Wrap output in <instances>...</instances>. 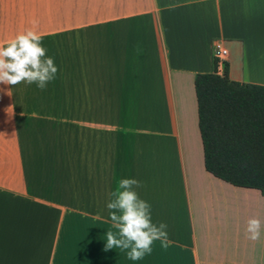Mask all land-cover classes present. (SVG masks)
Segmentation results:
<instances>
[{
    "label": "crops",
    "instance_id": "obj_1",
    "mask_svg": "<svg viewBox=\"0 0 264 264\" xmlns=\"http://www.w3.org/2000/svg\"><path fill=\"white\" fill-rule=\"evenodd\" d=\"M25 30L57 73L0 83V264H264V196L205 171L193 84L220 40L264 86V0H0V44ZM120 177L167 226L135 261L104 250Z\"/></svg>",
    "mask_w": 264,
    "mask_h": 264
},
{
    "label": "trees",
    "instance_id": "obj_2",
    "mask_svg": "<svg viewBox=\"0 0 264 264\" xmlns=\"http://www.w3.org/2000/svg\"><path fill=\"white\" fill-rule=\"evenodd\" d=\"M214 64L194 77L197 124L207 173L264 196V86L231 81Z\"/></svg>",
    "mask_w": 264,
    "mask_h": 264
},
{
    "label": "clouds",
    "instance_id": "obj_3",
    "mask_svg": "<svg viewBox=\"0 0 264 264\" xmlns=\"http://www.w3.org/2000/svg\"><path fill=\"white\" fill-rule=\"evenodd\" d=\"M46 51L41 44V36L32 30L20 32L0 44V83L16 85L23 81L43 90L57 73L54 60L45 54ZM138 186L139 181L135 178H117L105 204L108 220L118 229V234L106 233L104 250L113 247L127 249V256L133 261L150 252L154 240L167 236L166 224L152 222L151 206L137 195L135 188ZM245 231L249 239H257L260 221L249 219Z\"/></svg>",
    "mask_w": 264,
    "mask_h": 264
},
{
    "label": "built area",
    "instance_id": "obj_4",
    "mask_svg": "<svg viewBox=\"0 0 264 264\" xmlns=\"http://www.w3.org/2000/svg\"><path fill=\"white\" fill-rule=\"evenodd\" d=\"M212 59L215 74L221 76L223 74L224 66L229 60V51L223 41L217 40L213 43Z\"/></svg>",
    "mask_w": 264,
    "mask_h": 264
}]
</instances>
